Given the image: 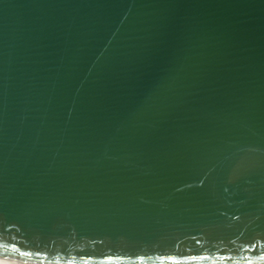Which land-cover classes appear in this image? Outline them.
Instances as JSON below:
<instances>
[{
    "label": "water",
    "instance_id": "water-1",
    "mask_svg": "<svg viewBox=\"0 0 264 264\" xmlns=\"http://www.w3.org/2000/svg\"><path fill=\"white\" fill-rule=\"evenodd\" d=\"M0 264H264V0H0Z\"/></svg>",
    "mask_w": 264,
    "mask_h": 264
}]
</instances>
